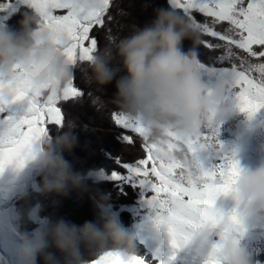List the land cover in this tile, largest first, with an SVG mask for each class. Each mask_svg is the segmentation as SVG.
Masks as SVG:
<instances>
[{
    "label": "snow or ice",
    "instance_id": "obj_1",
    "mask_svg": "<svg viewBox=\"0 0 264 264\" xmlns=\"http://www.w3.org/2000/svg\"><path fill=\"white\" fill-rule=\"evenodd\" d=\"M53 36L58 52L75 70L78 62H88L99 43L92 34L94 26L107 32L111 0H18ZM168 6L182 16L198 33V45L208 49L207 60L195 54L200 72L227 71L223 99L241 113L251 117L264 109V0H167ZM11 7V0H0V12ZM210 37L215 42L204 39ZM218 53V54H217ZM211 59V63H209ZM8 93V95H5ZM84 92L74 84V72L67 83L58 88L35 86L27 74L15 71L9 78L0 76V170L23 167L36 148L48 139L54 128L62 126L60 101L80 98ZM94 104L98 103L93 98ZM111 119L124 132L139 137L142 153L130 162L119 156L115 163L123 173H112V179L134 182L152 194L151 202L159 210L156 222L168 235L172 252L160 264H172L175 251L193 229H219L218 242L212 246L209 264H215L214 253L222 245L233 244L232 229L238 223L232 214L223 216L213 207L221 193L230 191L238 172L232 154H226L216 133L204 131L195 140L178 141L170 132L153 137L121 110L113 111ZM119 140L130 146V134ZM183 153V158L177 151ZM207 153V165L199 158ZM188 160L195 165V175L185 181L181 172ZM91 264H146L142 257L105 252Z\"/></svg>",
    "mask_w": 264,
    "mask_h": 264
},
{
    "label": "clouds",
    "instance_id": "obj_2",
    "mask_svg": "<svg viewBox=\"0 0 264 264\" xmlns=\"http://www.w3.org/2000/svg\"><path fill=\"white\" fill-rule=\"evenodd\" d=\"M53 40L33 14L22 13L15 30L0 28V76L9 78L22 70L37 87L54 89L67 83L74 69ZM184 41L190 42L187 49ZM198 41V33L171 7L156 8L144 26L95 51L88 61L87 83L100 90L113 84V103L153 137L170 132L183 141L195 140L204 131L216 133L225 114V84H210L202 79L195 54ZM74 143L69 127L36 148L31 159L37 161L43 173L41 192L67 195L70 190H84L81 175L62 156L71 151ZM177 155L183 158L180 150ZM195 168V163L188 160L182 178L190 181ZM227 194L264 212V163L250 171L238 168ZM95 207L96 218L82 225L45 218L32 233H21L14 251L17 264H36L37 257L42 264H86L80 254L82 246H110L111 252L130 253L134 247L132 237L107 211L103 198L95 202ZM26 218L36 221L33 213ZM197 231L193 229L186 241L194 243L195 255L202 264H209L213 247L204 241L196 242ZM213 258L215 264H252L250 257L234 244L220 246Z\"/></svg>",
    "mask_w": 264,
    "mask_h": 264
},
{
    "label": "trees",
    "instance_id": "obj_3",
    "mask_svg": "<svg viewBox=\"0 0 264 264\" xmlns=\"http://www.w3.org/2000/svg\"><path fill=\"white\" fill-rule=\"evenodd\" d=\"M160 7H169L167 0H111L110 14L113 16V20L108 27L114 37L112 42L130 35L137 27L144 26L151 20L153 10ZM25 12L27 9L23 6L13 11L6 18L3 29L15 30L21 14ZM92 34L98 40V49L111 43L107 39L105 30L94 26ZM204 39L215 42L210 37H204ZM189 46V41L183 42L185 49ZM195 50L198 51L201 60H207L211 55L209 50L202 45H197ZM208 62L211 63V59ZM78 64L79 68L74 70V84L84 92V95L58 103L63 113V124L53 127L54 131L51 132L47 140L51 142L60 132L70 127V134L74 137L75 143L71 151L63 152L62 156L72 170L81 175L84 190H70L67 195L43 193L40 191L43 173L39 169V172L35 173L37 190L27 189L21 194L22 198L15 201L20 230L27 234L25 231H31L30 228L37 229L45 218L50 221L63 220L76 226L82 225L86 221H93L98 215L95 202L103 198L107 211L115 217L121 229L132 237L134 247L127 254L144 258L146 264H160V261L164 259H160L159 256L148 250L143 241L128 231L131 230L135 222L131 208L137 204L141 187L126 179H112L113 172H124L115 163L118 156L122 160L130 162L142 153V149L139 148V137L124 132L111 119L112 112L120 110L112 100L115 93L113 84L107 85L103 90L97 89L94 85L87 83L88 62L84 61ZM93 98H96L98 103L94 104ZM244 117L242 116L241 119ZM69 122H71L70 125ZM122 133L130 134L135 140V145L130 146L126 142L120 141L119 135ZM251 160L254 164H252L253 167L264 163L259 160L258 153L253 158L251 157ZM34 207L37 209L39 218L36 220L39 221L36 224L26 218L28 213H32ZM109 248L110 246H106L104 249L82 246L80 249L81 258L91 264L93 259L108 252ZM48 251L59 258L54 249L49 248ZM247 256L250 257L252 263L258 261L259 264H264V250ZM36 264H42L40 257H37ZM172 264L189 263L175 257Z\"/></svg>",
    "mask_w": 264,
    "mask_h": 264
},
{
    "label": "rangeland",
    "instance_id": "obj_4",
    "mask_svg": "<svg viewBox=\"0 0 264 264\" xmlns=\"http://www.w3.org/2000/svg\"><path fill=\"white\" fill-rule=\"evenodd\" d=\"M21 6L18 0H11V7L0 12V28H4L6 18ZM228 75L225 69L218 72L201 73L202 79L210 84L222 82L228 79ZM223 107L225 114L216 128V139L226 154H232L240 170H253L256 167L249 169V165H245L253 164L251 157L253 158L258 153L259 160L264 161V109H260L256 114L249 117L247 114L241 113L227 100H224ZM242 116L245 117L241 119ZM53 127L55 126H50V128ZM206 156L207 153L199 154V158L205 165H207ZM39 169L37 161L29 159L21 168L8 166L0 170V264H17L14 251L19 235L23 231L19 227L20 222L18 221L19 216L15 201L22 198L21 194L27 189L37 190L35 173L37 174ZM140 187L137 204L131 208L135 222L131 230L128 231L143 241L146 248L159 256L160 259H166L167 254L171 253L172 249L166 231L156 222L159 210L151 202L152 194L150 191L146 187ZM226 195H230L233 199L231 194L221 193L214 201V207L225 217L232 214L237 217L238 223L233 227V244L246 255L264 250V222L257 218L264 219V212H258L253 206L247 204H244L241 209L234 206L228 207L224 203ZM247 208L250 209L249 213L246 212ZM31 212L35 215L36 220L39 219L36 207ZM40 222L42 221L40 220ZM30 229L31 231L27 230L25 233L30 234L36 230ZM218 235L219 229L199 230L194 239L196 242L204 241L211 247L218 242ZM175 257L189 264H202V259L195 255L192 241H186L179 247L175 251ZM252 264L259 263L257 261V263Z\"/></svg>",
    "mask_w": 264,
    "mask_h": 264
},
{
    "label": "flooded vegetation",
    "instance_id": "obj_5",
    "mask_svg": "<svg viewBox=\"0 0 264 264\" xmlns=\"http://www.w3.org/2000/svg\"><path fill=\"white\" fill-rule=\"evenodd\" d=\"M245 165H249V169H251L253 167L252 164H245ZM226 196L227 197H225V200H224V203L226 206H228V207L234 206V207H237L238 209H241L244 206V203H240V202L236 201L234 198L232 199V197H230V195H226ZM249 211H250V209L247 208L246 212L249 213ZM257 218H258V220H262L260 217H257Z\"/></svg>",
    "mask_w": 264,
    "mask_h": 264
},
{
    "label": "bare ground",
    "instance_id": "obj_6",
    "mask_svg": "<svg viewBox=\"0 0 264 264\" xmlns=\"http://www.w3.org/2000/svg\"><path fill=\"white\" fill-rule=\"evenodd\" d=\"M102 175V174H101ZM112 180V179H111ZM118 185V184H117ZM244 247V246H243ZM185 259V258H184ZM185 261V260H184Z\"/></svg>",
    "mask_w": 264,
    "mask_h": 264
},
{
    "label": "water",
    "instance_id": "obj_7",
    "mask_svg": "<svg viewBox=\"0 0 264 264\" xmlns=\"http://www.w3.org/2000/svg\"><path fill=\"white\" fill-rule=\"evenodd\" d=\"M263 221H264V219H263Z\"/></svg>",
    "mask_w": 264,
    "mask_h": 264
}]
</instances>
